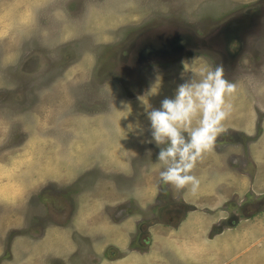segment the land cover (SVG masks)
<instances>
[{
    "label": "rangeland",
    "instance_id": "obj_1",
    "mask_svg": "<svg viewBox=\"0 0 264 264\" xmlns=\"http://www.w3.org/2000/svg\"><path fill=\"white\" fill-rule=\"evenodd\" d=\"M233 43L235 47L230 48ZM217 66L223 68L224 78L232 83L241 75L264 73V0H0V155L5 158L4 173L19 174L22 179L29 178L27 172L33 170L53 173V154L57 164L60 154L70 168L64 180L58 181L65 186L49 182L41 193L31 197L32 206L21 232L39 237L44 226L70 223L72 219L71 213L62 212L65 204L63 207L59 202H68L80 193L82 186L76 187V182H72L88 173L85 167L95 161L85 153V167L71 163L75 162V147L81 140L70 133L68 126L74 118L71 116L77 114L80 120H91V124H81L86 130L90 125H108L113 117L123 115L121 109L127 102L132 109L129 115L138 109L143 118L148 112L138 97L156 87L157 76L160 93L170 88L176 92L182 83L201 80L202 67ZM155 99L156 95L147 96L148 107ZM145 128L152 129L148 125ZM59 130L66 138L62 139ZM148 135L158 148L161 144L152 138V130ZM163 142L169 144L167 138ZM86 148L81 146V152ZM28 151L32 153L24 155ZM138 152L136 149L132 154ZM144 171L148 172L149 166ZM101 179L105 182V178ZM161 184L164 190H159V194L164 195L166 186ZM170 188L175 194L177 188ZM247 199L254 198L248 195L244 201ZM48 201L55 212L47 206ZM228 206L223 207L227 212L221 213L229 217L220 225H225L224 220L231 224L234 221L233 210ZM113 209L109 207L107 212L116 216ZM238 209L235 216H245ZM248 211L244 209L245 213ZM121 214L118 212L116 217ZM171 216L178 214L165 218L173 221L166 228L159 223L160 230H145L142 243L157 234L164 235L176 224V218L169 219ZM85 229V236L79 240L80 250L74 255L76 262L92 264L86 261L91 240ZM138 229H132V247L136 246ZM125 232L117 229L116 239H122ZM112 239L107 236V241ZM58 242L49 241L47 245ZM37 248L43 251L44 246ZM101 255L104 259L117 255L115 246L107 245ZM68 259L65 263L75 262L74 258Z\"/></svg>",
    "mask_w": 264,
    "mask_h": 264
},
{
    "label": "crops",
    "instance_id": "obj_2",
    "mask_svg": "<svg viewBox=\"0 0 264 264\" xmlns=\"http://www.w3.org/2000/svg\"><path fill=\"white\" fill-rule=\"evenodd\" d=\"M263 74L238 76L234 82L236 92L225 97L231 102L232 110L221 121L222 131L217 134L212 148L202 153L190 172L200 182L195 193L191 191L190 183L181 190L177 188L175 194L170 188L173 184L165 183L166 193L159 194V190H164L160 177L164 164L157 159V153L168 144L163 142L155 149L148 135L152 129L145 128L146 125L151 127L150 119L147 115L142 118L138 109L133 115H119L116 119L113 117L111 124L90 125L87 130L81 124H91V120H80L75 114L71 116L74 117L71 123L67 122L68 127L72 136L81 138L77 143L80 142L82 147L86 145L87 152H81L78 144L75 162L71 163L77 167L84 164L85 167L87 163L84 161L90 154L89 158H94L95 162L85 167L88 173L72 182H76V187L82 186L80 193L68 202H59L63 207L65 204L63 213L72 214L70 223L44 226L41 235L35 237L30 232H21L26 227L31 197L47 183L63 181L70 169L68 162L59 154L57 164L54 160L57 156L53 154V173L33 170V173L27 172L29 178L22 179L19 174L4 173L5 158L0 155V264H39L40 261L52 264V260L54 264H84V261L76 262V253L80 250L79 240L85 236V228L86 236L91 240L86 261L92 264H264ZM170 89L160 93L159 87L151 94L150 97L156 95L157 99L153 100L152 106L144 107L145 111L158 110L165 98H174L176 92ZM238 116L241 121H238ZM198 120L199 113L191 120L190 128L181 129L186 141L190 138V131L198 126ZM129 122L139 125L134 129L138 135L128 130ZM60 132L62 139L66 138L67 135ZM90 137L94 138L91 140ZM82 140L86 141L84 145ZM136 149L139 152L132 154ZM98 158L102 159L101 162ZM93 164L96 165L94 169ZM136 166H139V171ZM147 166L148 172L144 171ZM101 178H105V182ZM248 195L254 199L244 201ZM177 196L181 197L180 203ZM46 204L51 212H55L49 201ZM224 206L233 210L232 224L224 220L225 225H220V221L229 217L221 213L227 212L223 210ZM109 207L114 208L112 212L116 216L121 212L120 218L109 215ZM238 208L245 216L237 213L235 216ZM244 209L250 211L245 213ZM174 214L178 216L169 219L176 218V224L163 232L164 235L157 234L146 244L142 243L141 235L145 230L166 228L173 221L165 218ZM159 223L162 226H157ZM134 228H139L136 248L131 246ZM117 229L126 230L124 236L120 233L122 239H116ZM109 235L113 237L111 241H107ZM57 240L58 244L47 245V242ZM64 240L66 242L61 244ZM107 245L115 246L117 255L104 259L101 254ZM37 246H44L43 251H38ZM139 248H144V251H139ZM83 253L80 254L82 258ZM69 257L75 262L65 263Z\"/></svg>",
    "mask_w": 264,
    "mask_h": 264
},
{
    "label": "clouds",
    "instance_id": "obj_3",
    "mask_svg": "<svg viewBox=\"0 0 264 264\" xmlns=\"http://www.w3.org/2000/svg\"><path fill=\"white\" fill-rule=\"evenodd\" d=\"M235 44L230 45L234 48ZM184 69L187 66L184 63ZM202 79L194 83H182L178 86L175 97L165 98L161 108L147 113L152 128V138L161 144L166 138L169 144L157 153V159L166 167L160 172L161 183L173 184L181 188L186 184L191 185L195 193L199 180L190 174L196 161L202 153L209 151L217 134L222 131L221 121L231 112L232 104L225 100L231 96L236 85L227 81L223 76V68H201ZM183 74V73H181ZM156 87H151L146 94L138 97L139 101L147 108V96L155 93L160 84L157 76L154 82ZM122 116H127L132 111L129 103L124 102L121 109ZM199 113L198 126L190 131V138L186 141L181 135V129H187L191 120ZM138 124L128 123L127 128L134 134Z\"/></svg>",
    "mask_w": 264,
    "mask_h": 264
}]
</instances>
